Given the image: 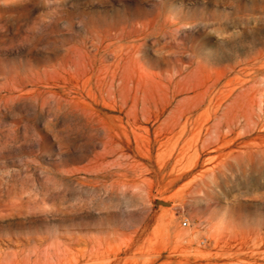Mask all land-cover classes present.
<instances>
[{
    "label": "rangeland",
    "instance_id": "obj_1",
    "mask_svg": "<svg viewBox=\"0 0 264 264\" xmlns=\"http://www.w3.org/2000/svg\"><path fill=\"white\" fill-rule=\"evenodd\" d=\"M0 264H264V0H0Z\"/></svg>",
    "mask_w": 264,
    "mask_h": 264
},
{
    "label": "built area",
    "instance_id": "obj_2",
    "mask_svg": "<svg viewBox=\"0 0 264 264\" xmlns=\"http://www.w3.org/2000/svg\"><path fill=\"white\" fill-rule=\"evenodd\" d=\"M184 223H186V222L184 221Z\"/></svg>",
    "mask_w": 264,
    "mask_h": 264
},
{
    "label": "bare ground",
    "instance_id": "obj_3",
    "mask_svg": "<svg viewBox=\"0 0 264 264\" xmlns=\"http://www.w3.org/2000/svg\"><path fill=\"white\" fill-rule=\"evenodd\" d=\"M185 102V101H184ZM220 118V117H219Z\"/></svg>",
    "mask_w": 264,
    "mask_h": 264
}]
</instances>
